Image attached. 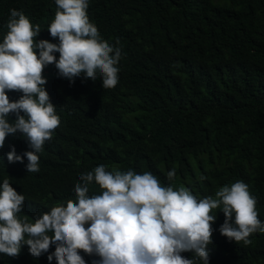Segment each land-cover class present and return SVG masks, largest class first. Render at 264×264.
<instances>
[{
    "label": "trees",
    "instance_id": "16d2710c",
    "mask_svg": "<svg viewBox=\"0 0 264 264\" xmlns=\"http://www.w3.org/2000/svg\"><path fill=\"white\" fill-rule=\"evenodd\" d=\"M49 1L0 0V42L11 9L42 25L57 11L49 12ZM87 14L101 39L119 41L118 83L104 89L101 79L91 80L79 105L62 111L39 172H27L25 157L0 162V179L26 194L18 217L34 222L53 206L75 202L81 174L104 165L110 172H151L163 186H183L198 199L243 181L264 223V0H88ZM41 39L58 41L40 32ZM148 76L151 85H143ZM49 77L53 86L66 82ZM14 140L23 156L26 138ZM173 168L174 182L166 176ZM99 192L93 181L89 195ZM212 214L225 218L220 209ZM218 233L233 246L221 243L224 252L212 264H264V232L249 245ZM54 251L52 244L33 258L25 244L15 257L0 253V264H57L48 260Z\"/></svg>",
    "mask_w": 264,
    "mask_h": 264
},
{
    "label": "clouds",
    "instance_id": "9594fccd",
    "mask_svg": "<svg viewBox=\"0 0 264 264\" xmlns=\"http://www.w3.org/2000/svg\"><path fill=\"white\" fill-rule=\"evenodd\" d=\"M56 8L42 25L11 9L0 42V162L25 157L28 173L39 172V157L59 129L62 111L79 105L87 83L101 79L104 89L118 83L122 49L118 40L110 45L101 39L89 20L88 0H50L49 12ZM40 32L58 41L36 40ZM49 74L66 82L53 86ZM142 82L151 85L149 76ZM18 134L28 142L23 156L16 154ZM166 176L174 182L175 168ZM80 181L75 202L69 199L29 222L17 215L27 204L26 194L5 178L0 253L15 257L26 244L38 258L55 244L48 260L55 257L57 264H212L214 254L224 252L221 243L233 246L219 231L235 245H249L255 232H264L256 199L243 181L219 188L216 198L202 199L183 186H163L151 172H110L104 165L82 173ZM93 181L100 192L89 195ZM214 209L225 218L216 219Z\"/></svg>",
    "mask_w": 264,
    "mask_h": 264
}]
</instances>
